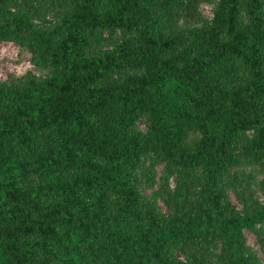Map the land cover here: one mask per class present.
Masks as SVG:
<instances>
[{"label": "trees", "instance_id": "1", "mask_svg": "<svg viewBox=\"0 0 264 264\" xmlns=\"http://www.w3.org/2000/svg\"><path fill=\"white\" fill-rule=\"evenodd\" d=\"M22 1L0 0V42L30 48L47 73L0 81V264H207L171 251L210 236L223 264H251L243 232L264 205L235 211L224 176L240 133L264 166V0H217L210 21L177 32L164 26L176 0H51L49 27ZM151 155L201 170L204 195L168 216L148 207L135 174Z\"/></svg>", "mask_w": 264, "mask_h": 264}, {"label": "rangeland", "instance_id": "2", "mask_svg": "<svg viewBox=\"0 0 264 264\" xmlns=\"http://www.w3.org/2000/svg\"><path fill=\"white\" fill-rule=\"evenodd\" d=\"M217 0H195L197 20L191 21L186 16V1L176 0L165 13L164 26L169 32H177L203 26L211 20ZM17 6L28 9L32 18L40 25L49 27L54 24L60 9L51 0H23ZM103 49H111L122 41V35L104 33ZM0 49H8L14 58L8 56L0 58V81L12 84L33 74L44 77L47 71L33 63V53L28 47L15 42H0ZM31 64L32 67L25 75L17 77L11 65L19 63ZM243 74L231 79L230 84H237L243 80ZM135 131L143 134L146 131L145 120L135 126ZM251 133H240L234 139L237 155L236 163L225 171L224 181L229 196L230 205L241 214H248L256 207L264 205V166L254 155L241 151L242 141L249 139ZM199 140V134L194 131L186 132L185 143L193 148ZM138 188L143 202L155 211L168 216L180 212L191 203L204 195L202 186V171H175L155 156H148L135 174ZM257 233H264V222L255 226L253 230H245L244 252L251 264H264V254L257 242ZM171 254L184 261L198 260L207 264H223L222 244L217 236H210L195 243L182 244L171 251Z\"/></svg>", "mask_w": 264, "mask_h": 264}, {"label": "clouds", "instance_id": "3", "mask_svg": "<svg viewBox=\"0 0 264 264\" xmlns=\"http://www.w3.org/2000/svg\"><path fill=\"white\" fill-rule=\"evenodd\" d=\"M5 56H8L9 59L14 58V54L9 53L8 49H0V58H3ZM32 67L31 64L26 63H19V64H13L11 65L10 70H13L15 72V75L17 77H21L26 74V72Z\"/></svg>", "mask_w": 264, "mask_h": 264}]
</instances>
